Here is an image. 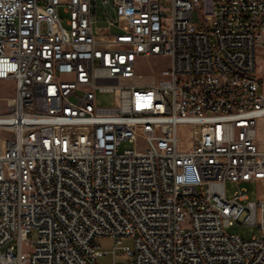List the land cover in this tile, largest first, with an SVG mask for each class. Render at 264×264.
<instances>
[{
  "label": "built area",
  "instance_id": "obj_1",
  "mask_svg": "<svg viewBox=\"0 0 264 264\" xmlns=\"http://www.w3.org/2000/svg\"><path fill=\"white\" fill-rule=\"evenodd\" d=\"M263 60L264 0H0V264H264Z\"/></svg>",
  "mask_w": 264,
  "mask_h": 264
},
{
  "label": "rangeland",
  "instance_id": "obj_2",
  "mask_svg": "<svg viewBox=\"0 0 264 264\" xmlns=\"http://www.w3.org/2000/svg\"><path fill=\"white\" fill-rule=\"evenodd\" d=\"M64 16V14H63ZM114 18V16H113ZM170 60L161 58V57H152L150 59H140L139 69L145 74H149L152 70L160 72L162 69L169 67ZM264 67V60L262 61ZM15 95V83L13 81H0V114L7 112L9 109V100L12 99ZM97 104L100 107H111L115 104V96L113 93H99L97 95ZM189 130V127H185ZM185 141L190 143V136L187 134ZM134 144L125 141L122 144L121 151L125 149H133ZM236 190L234 183L228 182L227 184V196L231 198ZM249 197L251 200H254L255 191L251 190ZM227 233L238 235L245 240L251 239L253 236L260 235L261 231L257 226L254 225H241L236 224L235 226L229 228ZM129 244V242H126ZM99 246L98 250L102 251H112L114 242L110 239H99L97 241ZM120 252L118 251V254ZM122 258L118 257V261H121ZM105 261H110V259H105Z\"/></svg>",
  "mask_w": 264,
  "mask_h": 264
},
{
  "label": "crops",
  "instance_id": "obj_3",
  "mask_svg": "<svg viewBox=\"0 0 264 264\" xmlns=\"http://www.w3.org/2000/svg\"><path fill=\"white\" fill-rule=\"evenodd\" d=\"M257 142L261 150H264V118L259 119L257 126Z\"/></svg>",
  "mask_w": 264,
  "mask_h": 264
},
{
  "label": "bare ground",
  "instance_id": "obj_4",
  "mask_svg": "<svg viewBox=\"0 0 264 264\" xmlns=\"http://www.w3.org/2000/svg\"><path fill=\"white\" fill-rule=\"evenodd\" d=\"M10 103H12V102H10ZM1 143H2V142L0 141V145H1Z\"/></svg>",
  "mask_w": 264,
  "mask_h": 264
}]
</instances>
